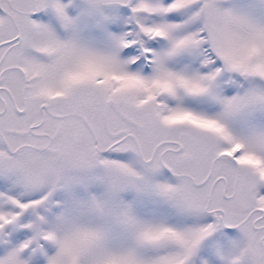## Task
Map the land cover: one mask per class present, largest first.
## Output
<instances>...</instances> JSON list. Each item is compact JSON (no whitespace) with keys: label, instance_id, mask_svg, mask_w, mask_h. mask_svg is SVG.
Instances as JSON below:
<instances>
[{"label":"snow or ice","instance_id":"6c2138e0","mask_svg":"<svg viewBox=\"0 0 264 264\" xmlns=\"http://www.w3.org/2000/svg\"><path fill=\"white\" fill-rule=\"evenodd\" d=\"M0 264H264V0H0Z\"/></svg>","mask_w":264,"mask_h":264}]
</instances>
